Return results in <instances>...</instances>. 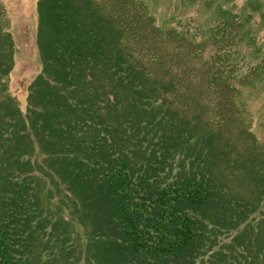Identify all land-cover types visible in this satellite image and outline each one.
<instances>
[{
	"label": "trees",
	"instance_id": "obj_1",
	"mask_svg": "<svg viewBox=\"0 0 264 264\" xmlns=\"http://www.w3.org/2000/svg\"><path fill=\"white\" fill-rule=\"evenodd\" d=\"M4 10L0 1V264H39L37 247L47 239L49 249L52 242L60 243L43 212L53 188L67 193L68 204L81 208L86 218L91 211L99 214L96 226L79 219L82 241L90 242L85 252L93 250L94 242L105 251L112 246L120 264H179L173 259L197 245L207 214L245 222L260 208L243 204L251 194L232 184L244 164L228 163L230 152L217 147L216 130L226 127L228 119H207L204 137L192 143V134L186 140L179 134L170 145L159 142V149L145 140L156 128L175 130L178 111L171 109L177 103L168 107L165 96L182 94L187 84L181 76L167 82L164 73L150 80L153 66L163 58L144 45L159 48L164 31L143 1L39 0L43 69L30 85L26 112L4 80L15 53ZM142 25L144 30L138 32L135 28ZM179 39L181 52L171 60L175 66L183 63L187 51L194 57L202 52L194 36ZM212 66L210 60L204 63L206 69ZM228 68L218 65L216 72L225 85L230 84ZM201 87L214 89L216 84L208 80ZM222 98L219 93L213 101ZM179 120L183 127L186 120ZM181 141L188 143L192 155L208 153L201 155L200 166L185 155L181 162L189 169L171 176L172 169L161 157L173 158L171 152ZM36 150L43 155L39 162ZM40 175L50 179L47 189ZM230 185L236 190L222 191ZM259 194L263 201L264 193ZM237 196L240 201H235ZM67 247L64 243L57 255L58 264H70ZM249 248L255 252L252 245ZM259 249L264 251V246ZM85 260H91L87 254Z\"/></svg>",
	"mask_w": 264,
	"mask_h": 264
},
{
	"label": "rangeland",
	"instance_id": "obj_2",
	"mask_svg": "<svg viewBox=\"0 0 264 264\" xmlns=\"http://www.w3.org/2000/svg\"><path fill=\"white\" fill-rule=\"evenodd\" d=\"M0 1L7 14L6 30L13 37L15 51L13 68L4 80L8 93L17 101L21 110L26 112L30 85L43 69L38 44L39 0ZM140 1L146 5L156 26L164 31L160 34L163 42L159 48L156 45L150 50L147 44L144 45L145 40L141 39L149 53L160 54L163 58L158 62L159 67L157 63L153 66L150 80L155 81L156 77L163 76L164 73L167 82H175L176 76H181L187 84L182 94L165 96L169 98L166 104L168 107L177 103L171 109L178 111V118L173 119L177 122L175 130L162 131L156 128L149 134L146 133L145 140L155 142V147L159 149V142L170 145L179 134H183L185 140L186 136L192 134V143L199 136L204 137L202 133L206 127L203 125L207 119L225 118V122L228 119L224 125L226 127L216 130L215 138L220 143L217 147L220 151L230 152L228 163L233 164L239 160L244 164L240 174L232 180V184L238 183L243 194H251V199L243 204H249L251 209L253 204L261 205L258 210L249 213L245 222L233 219L234 223H231L223 218H211L207 214L203 220L206 227L202 228L197 245L173 261H178L179 264H264V251L258 250L264 246V198L260 201L259 194L264 193L261 191L264 187V0ZM135 29L141 32L144 25ZM180 36L184 41L194 36L196 42L201 44L202 52L199 57H194L187 51L183 63L175 66L171 60L181 52V47H178ZM220 58L222 62H219ZM207 60L212 62V68L204 67ZM222 64L229 66L226 74L228 78H225L230 82L229 85L223 84L219 75L216 76L218 65ZM208 80L214 81V89L201 87ZM219 93L224 94L225 98L213 101ZM209 99H212V104ZM154 106H158V103ZM164 115L170 117L168 112ZM179 119L186 120L183 127ZM177 144L180 148L171 152L173 158L168 154L161 157L172 169L171 176L183 175L189 169V166L184 167L181 162L185 155L192 156L196 165L200 166L203 161L201 155L206 156L208 153L198 152L197 155H192L193 150L187 146L188 143L181 141ZM197 148L201 151L200 147ZM34 156L37 162L43 159L39 150H36ZM227 162L224 161L225 166H228ZM186 163L191 165V161ZM41 177L44 178L42 186L47 189L51 184L50 179H46L44 175ZM230 189L236 190L230 185L222 191L229 192ZM48 196L49 198L46 195L44 199L43 212L47 219H51L54 226L53 236L59 238L60 243L52 242V248L49 249L46 246L49 239L44 240V245L37 247L36 260L39 264H58L57 255L63 250L64 243L68 245L70 264L81 255L82 261L78 264L86 261H91L88 264L121 263L112 246H109V250L113 249L115 252L105 251L101 244L94 242L90 244L93 250L85 252L90 242L88 238L82 241L83 232L79 219L82 216L90 220L86 222L96 226L99 223L96 210L91 211L86 218L81 208L68 204L67 193L53 188ZM30 198L33 201V197ZM235 201H240V197L237 196ZM38 214L42 216L41 211ZM47 231L49 234V226ZM250 245L255 252L250 250ZM86 254L91 260H85ZM188 257L189 260H186Z\"/></svg>",
	"mask_w": 264,
	"mask_h": 264
}]
</instances>
